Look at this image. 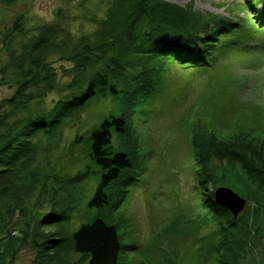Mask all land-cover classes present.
I'll return each instance as SVG.
<instances>
[{"label":"trees","instance_id":"trees-1","mask_svg":"<svg viewBox=\"0 0 264 264\" xmlns=\"http://www.w3.org/2000/svg\"><path fill=\"white\" fill-rule=\"evenodd\" d=\"M0 2L14 4V0ZM259 2L242 0L227 10L229 16L224 18L203 15L191 4L179 7L165 0H109L91 37L73 40L68 32L63 33L54 25L43 26L19 51L9 45L15 31H22V17L14 20V27L2 37L8 59L0 67V85L11 70L9 87H16L12 96L0 102V264H7L6 257L12 262L18 247L26 241L25 230L29 228V223L25 224L19 237L11 236L5 214L25 216L20 204L46 178L42 176L39 182L40 172L28 168L42 150L47 152V140L54 141L65 120L79 113V108L99 91L113 97L120 93L124 95L123 103L131 105L134 98L151 89V83L159 80L157 76L165 68H208L225 57L244 60L243 64L247 60L257 61L264 68V0L261 8L256 9ZM237 8L241 17L234 15ZM164 33L182 35L184 39L165 49L153 47L152 40ZM55 55L71 64L68 72L72 80L59 90L65 93L52 108L40 116L22 117L30 112V103L40 105L46 93L56 89L55 72L48 60ZM260 75L259 82L264 84V71ZM114 82L120 87L116 88ZM123 83L127 85L123 87ZM207 115L208 127L197 126L191 137L194 172L198 189L201 187L193 214L183 221L174 217L160 230V235L182 241L191 233L197 243L203 230L214 228L213 238L207 244L212 248V264H259L254 252L264 238V115L251 118L243 112L232 118L235 125L226 127L211 111ZM128 118V112L110 116L89 134L87 154L100 171L99 182L88 202L91 210L99 212L113 203L115 193L108 190L120 186L117 179L132 165L127 153L114 150L111 145L112 133L130 135ZM79 139L74 138V143ZM86 176V172H80L64 182L75 184ZM220 186L231 188L247 201L235 222L228 211L213 201V191ZM208 188L212 191L207 194ZM115 211V217L103 213L75 230L66 227L68 217L47 223L51 216L37 211L35 219L42 229H32L34 263L180 264L169 259L173 251H165L157 258L145 255L142 263L130 260L129 250L134 248L123 243L127 221L122 211ZM68 254L79 255V260L70 262Z\"/></svg>","mask_w":264,"mask_h":264},{"label":"rangeland","instance_id":"rangeland-1","mask_svg":"<svg viewBox=\"0 0 264 264\" xmlns=\"http://www.w3.org/2000/svg\"><path fill=\"white\" fill-rule=\"evenodd\" d=\"M165 1L179 7L191 4L195 11L203 15L209 13L224 18L229 16L227 10L242 2ZM261 1L256 9L261 8ZM108 3L109 0H14L13 5L7 6L0 2V67L8 59L7 45L2 43V37L14 27L17 17H22V31H15L9 45L19 51L43 26L54 25L63 33L68 32L73 40L81 36L91 37L96 20L104 16ZM240 12L237 8L234 15L241 17ZM48 58L55 72L56 89L54 87L46 93L40 105L34 101L30 103V112L22 117L40 116L52 108L65 93L59 90L72 80V74L68 72L70 63L61 60L58 55ZM243 63L244 60L225 57L208 68H165L157 76L159 80L151 83V89L136 100L134 98L131 105L123 103L124 95L120 93L113 97L97 92L79 108L77 115L73 113L65 120L54 141L47 140V152L42 150L28 168L40 172L39 182L42 176L46 178L38 184L32 196L20 204L25 216L19 213L5 214L4 220L9 223L7 227L11 228L10 235L13 237H19L25 224L29 223V228L25 230L28 233L26 241L18 247L12 262L6 257V263L35 264L36 248L30 239L35 231L32 229L36 228V232L42 229L35 219L37 211L51 216L47 218V223L66 216V227L75 230L81 223L103 213L115 217L118 215L115 210L118 209L127 221L128 229L123 243L133 246L134 249L129 252L130 260L135 263H142L148 254L157 258L165 251H173L169 259H175L176 263L212 264V248L207 244L213 238L211 233L214 228L203 230L197 243L191 233L181 241L160 235V230L176 216L183 221L193 214L198 197L196 194L201 187L198 189L196 182L191 137L197 126L208 127L207 114L211 111L224 127L235 125L232 118L243 112L251 118H261V113L264 115V84L259 82L264 68L257 61L247 60L246 64L251 65ZM10 71L3 76L5 83L0 85V102L12 96L16 89L15 86L9 87L8 82L12 80ZM114 84L116 88L120 87L118 82ZM126 85L122 84L123 87ZM126 112L130 135L112 133L111 145L114 150L127 153L132 165L123 170L117 179L120 186L109 188V193H115L113 203L99 212L91 210L88 202L99 182L100 171L87 154L89 134L104 119ZM76 137L80 139L74 143ZM80 172L87 173L85 179L75 184L64 182V179ZM210 190L208 188L205 193H210ZM254 253L259 258V264H264V238ZM67 259L75 262L79 260V255L68 254Z\"/></svg>","mask_w":264,"mask_h":264},{"label":"water","instance_id":"water-1","mask_svg":"<svg viewBox=\"0 0 264 264\" xmlns=\"http://www.w3.org/2000/svg\"><path fill=\"white\" fill-rule=\"evenodd\" d=\"M183 39L184 37L182 35L164 33L155 37L151 44L153 47L161 49L182 42ZM213 201L216 206L229 212L233 222L236 221L238 215L244 210L247 203L245 198L226 186L217 187L213 191Z\"/></svg>","mask_w":264,"mask_h":264}]
</instances>
